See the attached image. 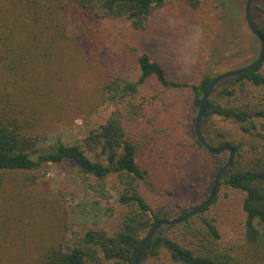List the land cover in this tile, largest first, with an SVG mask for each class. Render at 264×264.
I'll return each mask as SVG.
<instances>
[{
	"label": "trees",
	"instance_id": "trees-1",
	"mask_svg": "<svg viewBox=\"0 0 264 264\" xmlns=\"http://www.w3.org/2000/svg\"><path fill=\"white\" fill-rule=\"evenodd\" d=\"M167 1L0 0V257L6 246L22 243L16 231L28 224L25 222L33 223V216L43 212L42 199L29 203V187L38 181L34 171L47 163H71L85 189L105 202L116 191V202L125 207V212L114 234L103 228L87 229L69 250L53 240L37 254L33 264H96L101 260L131 264L153 226L160 220L172 219L166 210L154 209L141 193L146 170L139 165L137 156L142 146L128 130L146 119L148 110L146 103L136 98L141 87L154 78L164 88H189L192 107L198 112L215 76L212 68L197 83L181 82L169 78L162 63L144 51L137 58L136 80L111 70L103 89L114 110L82 142L67 144L56 139L41 146L31 122V113L45 96L43 89L53 91L44 85V77H49L48 68L64 57L70 42L65 32L68 22L75 30L78 46L92 45L97 37L96 24L126 20L134 30H145L155 11ZM254 22L264 37V25ZM259 51L260 47L258 54ZM217 116L236 124L247 139L232 141L228 131L202 129L212 147L231 145L234 149L232 164L218 186L226 184L242 192L244 242L238 249L215 250L211 240L209 245L205 243V236L217 240L220 233L212 222L203 219L202 246L188 247L160 228L142 249L137 264L157 257L163 249L176 264H264V58L253 69L215 86L206 101L202 122ZM193 142L198 150L214 156L216 176L229 155L209 152L197 136ZM112 177L114 181L110 182ZM12 178L16 182L9 183ZM208 205L194 216L200 217ZM194 216L184 223L191 224ZM12 228L14 238L10 237Z\"/></svg>",
	"mask_w": 264,
	"mask_h": 264
},
{
	"label": "rangeland",
	"instance_id": "rangeland-1",
	"mask_svg": "<svg viewBox=\"0 0 264 264\" xmlns=\"http://www.w3.org/2000/svg\"><path fill=\"white\" fill-rule=\"evenodd\" d=\"M246 1L168 0L155 11L145 30H134L126 20H105L96 24V40L87 46H78L75 30L64 13L70 42L61 62L50 66L46 73L49 77H44V85L52 87V93L43 89L45 96L31 113L33 132L41 146L56 139L67 144L82 142L105 122L114 110L103 89L106 79L111 70H116L136 80L141 52L161 62L169 78L189 83H197L211 68L217 75L254 61L260 42L248 26ZM252 17L264 25V0H253ZM136 99L144 101L148 110L146 119L128 130L142 146L137 156L146 170L141 193L154 209L162 208L171 218H177L208 197L215 179L214 156L198 150L193 142L197 112L192 107V92L189 88H164L151 78ZM216 128L228 131L232 141H247L229 120L217 116L202 122L204 132ZM225 154L228 157L229 151ZM34 172L38 181L29 187V203L42 199L43 212L16 231L22 243L6 246L0 264H33L37 254L53 240L69 250L87 229L103 228L111 235L119 229L125 207L116 202V191L108 202L94 197L71 163H47ZM14 182L15 178L9 181ZM203 219L212 222L220 233L217 240L206 235V244L211 240L217 251L238 249L244 242L242 192L221 184L207 209L200 217L194 216L191 224L183 221L160 228L184 245L198 248L204 240ZM10 234L14 238L13 228ZM143 264L176 263L163 249Z\"/></svg>",
	"mask_w": 264,
	"mask_h": 264
},
{
	"label": "water",
	"instance_id": "water-1",
	"mask_svg": "<svg viewBox=\"0 0 264 264\" xmlns=\"http://www.w3.org/2000/svg\"><path fill=\"white\" fill-rule=\"evenodd\" d=\"M252 3H253V0H247L246 1L245 17H246V20H247V23H248L250 30L258 38V40L260 42V51H259L258 57L254 61H252L251 63H249L245 66H242V67L236 68V69H232V70H227V71H224V72H221V73L215 75L213 77L209 87L207 88L202 100H201V103H200V106H199V109H198V112L196 115V120H195V132H196V136L199 139V141L203 144V146L205 148H207V150L209 152L214 153L216 155L222 154L226 151H229V157L227 159V162L223 165V167L219 170V172L215 176V179L212 183L211 190H210L208 197L205 200H203L202 202H200L197 206L193 207L191 210L187 211L186 213H184L183 215H181L177 218L163 219V220H160L159 222H157L153 226V228L150 230L145 242L143 243V245L140 247V249L136 253L135 258L131 264H137L142 249L157 234V232L159 231V229L162 225H164V224H176V223L183 222V221L191 218L192 216H194L196 213H198L204 207H206L211 202V200L213 199L221 177L223 176L225 171L229 169V167L232 164V161H233V158L235 155L233 147L231 145H225L221 148L212 147L209 144V142L206 140L205 135L203 134L201 125H202V120H203V116H204V109H205L206 101H207L208 97L210 96L211 92L213 91V89L215 88V86L219 82H221L223 79L234 77V76L240 75L241 73H244L248 70L253 69L254 67L258 66L264 58V37H263L262 33L260 32V30L258 29V27L256 26L254 20H253Z\"/></svg>",
	"mask_w": 264,
	"mask_h": 264
}]
</instances>
